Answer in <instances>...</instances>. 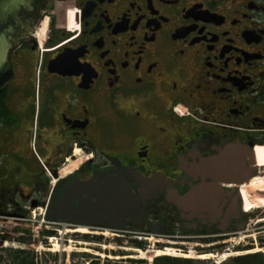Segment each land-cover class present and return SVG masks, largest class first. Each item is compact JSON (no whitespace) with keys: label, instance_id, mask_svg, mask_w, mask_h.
Instances as JSON below:
<instances>
[{"label":"flooded vegetation","instance_id":"af4514ba","mask_svg":"<svg viewBox=\"0 0 264 264\" xmlns=\"http://www.w3.org/2000/svg\"><path fill=\"white\" fill-rule=\"evenodd\" d=\"M0 42V213L95 181L96 198L129 188L135 205L59 226L213 244L247 224L240 189L264 178L202 172L238 145L264 156V0H0ZM203 182L223 195L214 223L173 203Z\"/></svg>","mask_w":264,"mask_h":264},{"label":"rangeland","instance_id":"374dc122","mask_svg":"<svg viewBox=\"0 0 264 264\" xmlns=\"http://www.w3.org/2000/svg\"><path fill=\"white\" fill-rule=\"evenodd\" d=\"M83 160L84 159H80L78 163ZM259 163L261 164H259L258 167L260 169L258 175L252 180H259L264 178V156L259 158ZM77 165L78 164L71 167L70 170L75 169ZM70 170L67 173H69ZM259 184L261 185L259 192H255L253 195V199L255 200V206L251 207L246 212V216L248 218L245 230L243 232L237 233L236 235H230L228 237L223 238L224 242H216L210 245H206L198 240H195L194 238L187 240H173L157 237L124 238L116 237L113 234L109 233L105 236H94L101 237L103 240L100 242V244L105 245V247H95V244L92 242H85L84 240L82 241V239L80 238L72 237L73 243L64 242V245L61 244V240H58L59 248L56 249L51 246L50 253L54 255H59L58 251L61 252L62 249L65 248V252L62 253L64 257H66L68 253H80L85 255H91L93 258L99 257L102 262H105L107 260L121 261L123 259L131 258L145 260L147 261V264H153L154 259L159 257V255L170 254L174 257H186L187 259L200 261V264H232L229 259L233 257L244 256L258 252L264 253V246H262L261 243L264 239V179L260 180ZM20 214L25 213L20 212ZM36 215L38 217V213ZM17 227L22 229V231L20 230L23 233L22 235L26 233L25 235L29 237L28 230L31 229V226H29L27 223L15 224L14 222L9 220H0V229L2 231H9L12 229H16ZM56 229L58 231H61L62 233H65L66 230H69V228L61 226L57 227ZM56 232L57 231H55V233ZM87 235L88 234H80V236ZM11 236H13V234ZM30 238L32 239L30 245L25 246L20 244L19 247L34 250V247L36 249L40 246H36L38 244L34 243V241L37 240V237H32L31 234ZM69 239L70 234L68 233L66 240ZM130 239H138L139 241H143L146 244L145 249L140 250L131 247ZM117 240H121V244H117ZM75 241L81 242V245H78ZM0 247L4 248V244H2ZM86 250H89L90 252H86Z\"/></svg>","mask_w":264,"mask_h":264},{"label":"water","instance_id":"95a60500","mask_svg":"<svg viewBox=\"0 0 264 264\" xmlns=\"http://www.w3.org/2000/svg\"><path fill=\"white\" fill-rule=\"evenodd\" d=\"M3 42H0V62L2 59L6 58V53L8 50L3 49ZM5 86V85H4ZM0 84V92L4 88ZM256 153L255 150L252 152L247 146L238 145L236 147L228 149L220 158L212 160L207 166V172H202L205 177H216L223 173H232L236 178V183L242 187L246 184H250L251 180L255 178V175L259 172ZM158 184L165 186L169 184L165 179L158 180ZM156 182L147 183L146 191L147 193L152 192L153 185ZM146 187V186H145ZM144 187V188H145ZM101 190L95 181L89 182H77L66 194V199L59 201L56 206L43 205L47 208L49 215L46 216L47 221L51 223H57L58 221H70L73 219L76 223L80 222L82 224H89L88 222H95V213H97V208L103 206L106 208H111L114 216L118 217L122 209L125 210L129 207L131 203L132 206L134 196L132 195L129 188L127 189H116L111 190L114 198L108 200V198H96L95 192ZM211 192V193H210ZM216 189L212 185L203 184L190 192L187 196L181 198L178 197L176 193H173L172 199L173 203L179 208L190 214L191 218H198L206 222L210 219V223H214L209 215H212L211 211L215 208V201L220 199L221 194L215 196ZM241 195V189H240ZM95 199L97 203H95ZM225 200V198H224ZM79 203L78 207H74L75 203ZM39 205L33 203L32 207L37 208ZM61 213L65 211L68 212L67 216L58 217L51 215L50 212ZM230 209H228V215ZM75 212H78L76 214ZM208 213H210L208 215ZM247 215V213H244ZM90 219L91 221H88ZM219 220H217L218 222ZM231 220L222 221V230L226 233V228L231 224ZM246 224V223H245ZM243 225L237 229V233L243 232L246 225Z\"/></svg>","mask_w":264,"mask_h":264},{"label":"trees","instance_id":"16d2710c","mask_svg":"<svg viewBox=\"0 0 264 264\" xmlns=\"http://www.w3.org/2000/svg\"><path fill=\"white\" fill-rule=\"evenodd\" d=\"M255 206V205H254ZM22 229L18 228L16 231L20 234L21 237L17 239V242H19L22 245H30L32 242V239L30 238L31 233H28L27 237L25 234L21 232ZM24 232V231H23ZM55 233L54 232H46L42 233L40 235L41 238H37V240L34 241V243L39 244L42 242L44 245L46 244V240H44V237H51ZM6 237L0 233V244L3 240H5ZM86 242H100L103 239L102 238H92L89 236L82 238ZM131 240V239H130ZM121 240H117V244H121ZM33 243V244H34ZM201 243L210 245L212 244V241H202ZM262 246H264V239L262 240ZM131 247L135 249L144 250L146 247V244L143 241H139L138 239L131 240L130 242ZM206 250V249H204ZM250 250V249H249ZM212 251V250H209ZM170 253V252H169ZM0 264H36V254L33 250L29 249H12V248H1L0 249ZM87 258L94 259L91 255H84ZM126 256V255H123ZM44 263L48 264L50 261H56L58 256L45 253L43 255ZM229 261L232 264H264V253L258 252V253H252L244 256H238L233 257L229 259ZM91 264H147V261L140 260V259H126L121 261H105L102 262L101 260H95L92 261ZM153 264H200V261H196L193 259H187L186 257L180 258V257H174L170 254H163L159 255V257L155 258L153 261Z\"/></svg>","mask_w":264,"mask_h":264},{"label":"built area","instance_id":"2783aa9c","mask_svg":"<svg viewBox=\"0 0 264 264\" xmlns=\"http://www.w3.org/2000/svg\"><path fill=\"white\" fill-rule=\"evenodd\" d=\"M27 210L30 212L27 216H17V215H10L8 217H1L0 219L5 220V221H12L15 224L17 223H27L29 226H31V233L33 236L40 238V235L44 232H55L57 231L55 235L51 236V237H44L43 239L46 240V244L44 245L43 243L37 247L35 249L34 247V252L36 254V264H45L44 263V257L43 255L45 253H50L51 249L50 247L53 246L54 247V242H58V240H61V244L64 245V242H69V243H73L72 241V237H76V238H80V234L76 233V231H70V230H66L65 233H62L61 231H58L56 228L60 227L58 224L56 223H51L48 222L46 219V211L43 208H38V209H34L31 210L29 207L27 208ZM38 213V217L37 214ZM13 231H10L9 235H12ZM68 233L70 234V239L66 240V237L68 236ZM2 234H5L4 232ZM12 238H14V236H11ZM81 239V238H80ZM78 245H81V242L79 241H75ZM11 243V244H9ZM85 244V243H84ZM11 246V247H9ZM105 247V245H101L98 242H95V247ZM4 248H14V249H18V248H22L19 247V244L14 241V240H7L4 243ZM59 248V247H58ZM65 252V248L62 249V251H58V258L56 261H50L48 264H91L92 261L95 260H99L97 259V257H95L94 259L91 258H87L84 257L82 254L80 253H76V254H72V253H68L66 255V257H64L62 255V253ZM52 254V253H50Z\"/></svg>","mask_w":264,"mask_h":264},{"label":"bare ground","instance_id":"6f19581e","mask_svg":"<svg viewBox=\"0 0 264 264\" xmlns=\"http://www.w3.org/2000/svg\"><path fill=\"white\" fill-rule=\"evenodd\" d=\"M255 153H256L257 164H258V167H259V164H261V163H259V158L262 157V156H260L257 152H255ZM241 196H242L243 201H244V212L246 213L251 207H254L252 202H254L255 200L249 194H246L245 191L241 193ZM250 202H251V205L248 206V204ZM78 232L81 233V234H87L88 230L82 228ZM58 247H59V243L54 242V248L58 249ZM86 252H90V251L86 250Z\"/></svg>","mask_w":264,"mask_h":264}]
</instances>
